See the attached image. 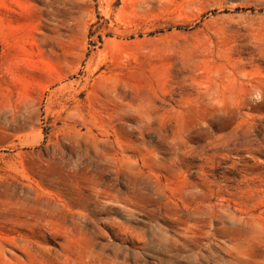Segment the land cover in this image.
Wrapping results in <instances>:
<instances>
[{
	"label": "rangeland",
	"instance_id": "obj_1",
	"mask_svg": "<svg viewBox=\"0 0 264 264\" xmlns=\"http://www.w3.org/2000/svg\"><path fill=\"white\" fill-rule=\"evenodd\" d=\"M0 264H264V0H0Z\"/></svg>",
	"mask_w": 264,
	"mask_h": 264
}]
</instances>
